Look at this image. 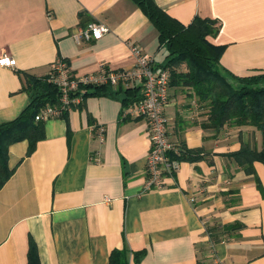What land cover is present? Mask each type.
I'll return each instance as SVG.
<instances>
[{
  "label": "crops",
  "instance_id": "1",
  "mask_svg": "<svg viewBox=\"0 0 264 264\" xmlns=\"http://www.w3.org/2000/svg\"><path fill=\"white\" fill-rule=\"evenodd\" d=\"M155 2L185 26L197 17L216 22L209 40L226 47L224 72H264V0ZM91 22L111 31L78 43L74 35ZM130 44L156 67L165 62L156 27L132 0H0V55L17 61L0 66V124L30 104L29 76H49L58 61L78 78L102 65L130 69ZM116 87L44 122L31 155L27 140L10 146L15 171L0 189V264H29L31 244L39 264H264V164L248 172L230 157L253 137L260 147V133L206 127L208 109L195 92L170 86V140L198 158L145 191L148 122L123 115Z\"/></svg>",
  "mask_w": 264,
  "mask_h": 264
},
{
  "label": "trees",
  "instance_id": "2",
  "mask_svg": "<svg viewBox=\"0 0 264 264\" xmlns=\"http://www.w3.org/2000/svg\"><path fill=\"white\" fill-rule=\"evenodd\" d=\"M132 1L158 31L159 43L165 49L166 59L155 67L171 71L170 86H183L195 92L201 107L208 109L206 127L217 130L226 125L251 127L260 133V147L253 137L252 141L243 144L241 150L230 157L248 172L254 171L256 162L264 164V72L237 77L222 70L220 59L226 47L215 45L209 40V37L218 34L214 20L197 17L185 26L160 8L155 0ZM183 65L185 70H181ZM116 88L117 96L122 100L123 112L142 98L139 87L126 88L120 84ZM81 89L85 91V100L88 96L109 94L114 87L110 84L90 85ZM27 90L31 98L28 107L16 119L0 124V189L15 171L9 166L10 146L27 140L28 155H31L37 144L45 138L44 122H36L35 116L42 108L55 105L60 100V91L50 81V75L43 78L29 76ZM180 149L179 156L170 155L172 159L181 162L198 158L196 150ZM29 264H39L33 244L29 251Z\"/></svg>",
  "mask_w": 264,
  "mask_h": 264
},
{
  "label": "built area",
  "instance_id": "3",
  "mask_svg": "<svg viewBox=\"0 0 264 264\" xmlns=\"http://www.w3.org/2000/svg\"><path fill=\"white\" fill-rule=\"evenodd\" d=\"M110 28L91 22L80 32L74 35L78 43L82 41H98L110 32ZM130 53L135 59L132 68L125 70H112L102 65L97 73L89 74L81 78L76 77L65 61H58L52 66L50 81L60 91L59 103L49 105L35 116L36 122H46L52 119L62 118L73 106L80 105L83 101L84 86L120 84L136 86L141 89L142 98L126 108L125 117L145 118L148 122L149 137L151 141L150 151L147 157V182L145 191L161 189L166 175H173L179 162L170 156H179L181 149L173 144L169 136V119L166 108L170 103L171 71L155 67V59L144 53L138 44H130ZM0 66L16 68L17 61L7 54L0 55ZM80 93V94H78ZM103 127L99 128V136L103 141Z\"/></svg>",
  "mask_w": 264,
  "mask_h": 264
}]
</instances>
